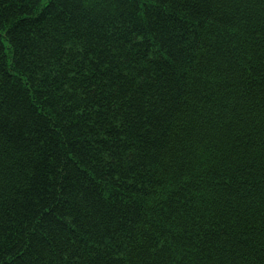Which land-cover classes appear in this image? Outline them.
Masks as SVG:
<instances>
[{
	"label": "trees",
	"instance_id": "trees-1",
	"mask_svg": "<svg viewBox=\"0 0 264 264\" xmlns=\"http://www.w3.org/2000/svg\"><path fill=\"white\" fill-rule=\"evenodd\" d=\"M0 264H264V0H0Z\"/></svg>",
	"mask_w": 264,
	"mask_h": 264
}]
</instances>
